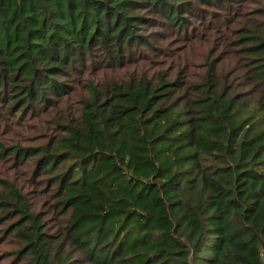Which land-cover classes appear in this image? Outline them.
<instances>
[{"label":"trees","instance_id":"16d2710c","mask_svg":"<svg viewBox=\"0 0 264 264\" xmlns=\"http://www.w3.org/2000/svg\"><path fill=\"white\" fill-rule=\"evenodd\" d=\"M253 2L0 0V134L38 120L0 143L13 264H264Z\"/></svg>","mask_w":264,"mask_h":264},{"label":"rangeland","instance_id":"374dc122","mask_svg":"<svg viewBox=\"0 0 264 264\" xmlns=\"http://www.w3.org/2000/svg\"><path fill=\"white\" fill-rule=\"evenodd\" d=\"M254 0H243V3L248 7L247 10L249 11L256 7V3L253 2ZM231 18L228 17L227 20L229 21ZM243 19L245 20V17L243 16ZM219 35V33L217 34ZM107 73V77L102 78V80H109L111 77V72L109 70H105ZM19 123V122H18ZM33 124H28L30 128H27V126L21 125L18 126V124L13 125L12 129L9 130L10 127L7 126L5 129L6 132L0 134V143L8 144L11 141L19 140L23 143H25V139L28 137V134L34 133V128L38 127V120L35 119L32 121ZM9 130V131H8ZM9 174L13 176L14 174V168L11 161L5 162L0 159V177H3L4 175ZM1 191V190H0ZM5 223L0 221V237L3 233ZM1 241V240H0ZM10 249V245L6 242H0V264H13L12 259L6 257V253Z\"/></svg>","mask_w":264,"mask_h":264}]
</instances>
